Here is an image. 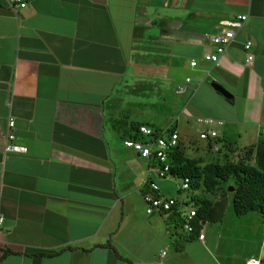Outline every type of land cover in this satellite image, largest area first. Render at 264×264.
<instances>
[{"label": "crops", "instance_id": "1", "mask_svg": "<svg viewBox=\"0 0 264 264\" xmlns=\"http://www.w3.org/2000/svg\"><path fill=\"white\" fill-rule=\"evenodd\" d=\"M24 1L11 8L0 0V264H209L203 227V240L172 229L190 197L156 181L178 209L146 214L143 182L155 166L123 142L131 123L148 121L131 119L126 105L144 104L129 95L164 81L177 90L189 77L185 102L213 98L221 111L213 116L209 104L190 101L181 113L221 120V146L239 147L226 133L237 129L242 138L240 126L252 138L240 147L256 144L264 127V0ZM237 14L247 19L218 63L204 60L214 51L206 34ZM9 118L25 153L5 151ZM192 144L198 154L207 146Z\"/></svg>", "mask_w": 264, "mask_h": 264}, {"label": "rangeland", "instance_id": "2", "mask_svg": "<svg viewBox=\"0 0 264 264\" xmlns=\"http://www.w3.org/2000/svg\"><path fill=\"white\" fill-rule=\"evenodd\" d=\"M186 95L187 92L183 94L176 92V82L170 81L166 83L164 81V83L160 85L159 90H149V88H147L146 91L144 90L140 94H137V96L129 95L128 99L133 98V100L142 101L144 104L140 106L134 105L135 107L127 104L126 109L127 111L129 110L131 119H145V121L160 128H165L169 126V124H177L181 134V141L179 144L185 155L193 159L197 164L205 165L210 162L225 164L240 159L245 152L238 148L235 149L234 146L229 148L230 145L222 146L218 152H213L208 145L203 147L199 154L196 150H193V142L204 144V140L199 139V132L204 128V124L197 122L196 116L187 117L181 113L183 106H186L190 101L197 104L205 102L210 105L211 108H209V112L213 116L216 115L214 111H221V108L215 99L204 96H195L185 102L184 98ZM206 110L207 108L203 107L202 111L205 112ZM212 127H214L218 133L222 130V127L218 126L216 122ZM238 129L242 138H237V129H231L226 133V141L231 140L239 147L249 144L252 139L251 132L249 131L246 134L243 126H240ZM250 162L253 163V159ZM150 177L154 179L155 182L157 181L160 185L165 186L168 193L172 196L180 200H187V198L189 199L190 197L191 199L188 201L189 204L184 207L186 211L191 208L195 209L197 205L204 200L214 202L220 199L224 193L228 201L221 222H207L202 226L206 236L204 249L209 264H245V259L248 257L264 260V246L262 245L264 241V220L257 211H249L240 216L235 214L232 203V193L235 189L233 180L218 184L213 191H208L201 185L197 189L178 192L177 186H179L181 181L179 177L169 175L163 180L158 179L154 173H151ZM195 203L196 205H194ZM177 220L181 223V214L177 215L176 221ZM180 223L172 227L173 231L177 232L175 234L176 236L182 233ZM216 247L219 249L215 250ZM172 251H175L174 247Z\"/></svg>", "mask_w": 264, "mask_h": 264}, {"label": "built area", "instance_id": "3", "mask_svg": "<svg viewBox=\"0 0 264 264\" xmlns=\"http://www.w3.org/2000/svg\"><path fill=\"white\" fill-rule=\"evenodd\" d=\"M11 8L15 6L24 7L26 3L24 0H7ZM247 19L246 14H237L234 18L223 19L219 22L215 32L206 34L211 44L214 47L213 52H204L202 57L204 60L210 61L212 63H218L220 56L225 52L226 47L234 39L236 31L242 28L245 20ZM251 46L250 41H246L244 44V49L248 50ZM252 60V54L246 52V62L250 63ZM191 66H196L197 61L192 59L190 61ZM190 83V78L186 77L184 82L177 86V93H183L188 89ZM197 121L199 123L207 124L210 128L204 129L199 132V139L205 140L207 144H210V149L213 152H217L221 148V143L218 142V132L212 125L216 122L217 124H222L221 120H216L211 117H198ZM14 121L12 118L8 120V128L4 134L6 140L5 151L6 152H17L25 153L27 147L24 145H19L14 143L15 135L13 133ZM137 133L140 136H145L147 139H132L128 138L124 140V145L137 151L139 155L145 158L149 163H153L155 166L154 173L157 177H166L170 175V162L168 152L177 147L180 143V134L175 129H171V126L165 127L163 129L155 130L147 125H139L137 127ZM260 135L264 136V127L260 130ZM152 168V167H151ZM180 184L178 190L186 192L190 189V179L185 176L180 178ZM142 199L146 205L145 211L148 215L162 214L167 215L173 212L172 207L174 204H178L177 200L170 197H164L159 193V187L157 183L149 176H146L143 182L142 188ZM195 215V209L191 208L183 216L181 222V229L187 235L193 234V226L191 220ZM3 222V216L0 214V225ZM199 240H203L204 234L199 232L197 234ZM264 246V241L262 243ZM245 264H264L262 260L255 257H250L245 260Z\"/></svg>", "mask_w": 264, "mask_h": 264}, {"label": "trees", "instance_id": "4", "mask_svg": "<svg viewBox=\"0 0 264 264\" xmlns=\"http://www.w3.org/2000/svg\"><path fill=\"white\" fill-rule=\"evenodd\" d=\"M142 124L157 130V127H154L148 122H133L131 123L132 133L128 137L140 140L147 139V137L140 136L137 133V127ZM174 128L172 125L171 129ZM218 142H220L219 138ZM207 145L210 147V144ZM228 145H230L229 148L233 146L231 144H225L224 146ZM234 148L241 149L245 152L237 161L225 164L210 162L205 165H200L195 163L193 159L187 157L179 144L168 152L170 162L169 173L179 178L189 177L190 189H197L203 185L208 191L216 189L218 184L233 180L235 189L232 193V203L235 214L240 216L249 211H257L264 220V136H261L256 144L245 147L234 146ZM252 159L253 163L250 162ZM227 201L223 193L220 199L214 202L205 200L200 202L195 208V215L191 220L193 234L189 235V237L192 238L193 235H197L202 229L203 223L221 222ZM188 204L186 203L185 205ZM177 209L178 204H174L172 213L176 214L175 211ZM190 238H185V240ZM175 241L177 242V240ZM176 248L179 250L182 248V245L178 244Z\"/></svg>", "mask_w": 264, "mask_h": 264}, {"label": "water", "instance_id": "5", "mask_svg": "<svg viewBox=\"0 0 264 264\" xmlns=\"http://www.w3.org/2000/svg\"><path fill=\"white\" fill-rule=\"evenodd\" d=\"M95 2H103V0H93ZM211 86L213 89H215L216 91L220 92L224 97H226L227 99H230L232 96L231 94L226 91L220 84H218L215 81H211Z\"/></svg>", "mask_w": 264, "mask_h": 264}]
</instances>
